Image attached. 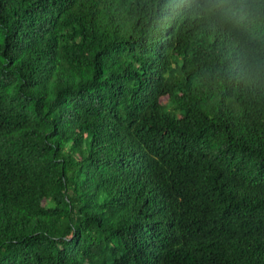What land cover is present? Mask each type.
I'll list each match as a JSON object with an SVG mask.
<instances>
[{
    "label": "trees",
    "instance_id": "obj_1",
    "mask_svg": "<svg viewBox=\"0 0 264 264\" xmlns=\"http://www.w3.org/2000/svg\"><path fill=\"white\" fill-rule=\"evenodd\" d=\"M180 4L0 0V264H264V82Z\"/></svg>",
    "mask_w": 264,
    "mask_h": 264
},
{
    "label": "clouds",
    "instance_id": "obj_2",
    "mask_svg": "<svg viewBox=\"0 0 264 264\" xmlns=\"http://www.w3.org/2000/svg\"><path fill=\"white\" fill-rule=\"evenodd\" d=\"M180 7L221 37V77L245 86L264 82V55L256 47L257 29L264 26L262 0H181Z\"/></svg>",
    "mask_w": 264,
    "mask_h": 264
}]
</instances>
